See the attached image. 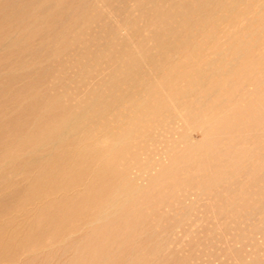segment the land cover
Returning <instances> with one entry per match:
<instances>
[{"label":"bare ground","instance_id":"1","mask_svg":"<svg viewBox=\"0 0 264 264\" xmlns=\"http://www.w3.org/2000/svg\"><path fill=\"white\" fill-rule=\"evenodd\" d=\"M25 1L21 14L35 4ZM73 1L66 10L87 18L76 44L90 72L60 75L65 96L47 104L59 113L33 122L37 145L61 161L37 183L51 194L89 175L80 193L100 190L88 220L96 228L194 171V197L181 205L223 183V204L244 208L231 222L253 224L255 238L264 227V0H110L107 14Z\"/></svg>","mask_w":264,"mask_h":264},{"label":"rangeland","instance_id":"2","mask_svg":"<svg viewBox=\"0 0 264 264\" xmlns=\"http://www.w3.org/2000/svg\"><path fill=\"white\" fill-rule=\"evenodd\" d=\"M22 1L0 0V264H264V246L257 243L264 241V227L252 238L253 224L231 222L232 211L244 208L223 204V183L181 205L194 197V171L182 186L147 190L121 211L125 216L96 228L88 220L100 190L80 193L89 175L51 194L43 178L37 183L40 172L56 171L61 161H50L37 145L42 135L32 133L33 122L59 113L47 104L65 96L60 75L75 74V82L90 72L83 45L77 46L88 25L84 12L66 10L77 9L73 0H27L35 4L25 14L18 10ZM111 5L89 0L88 8L107 14ZM20 138L27 143L18 145ZM70 165L82 168L79 161Z\"/></svg>","mask_w":264,"mask_h":264}]
</instances>
